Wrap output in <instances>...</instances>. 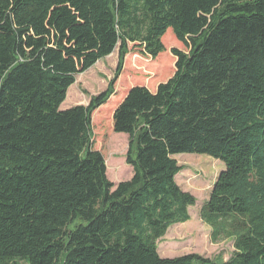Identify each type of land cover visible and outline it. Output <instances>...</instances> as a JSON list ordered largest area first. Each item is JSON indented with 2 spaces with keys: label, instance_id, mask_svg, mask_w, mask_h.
Segmentation results:
<instances>
[{
  "label": "trees",
  "instance_id": "1",
  "mask_svg": "<svg viewBox=\"0 0 264 264\" xmlns=\"http://www.w3.org/2000/svg\"><path fill=\"white\" fill-rule=\"evenodd\" d=\"M169 29L187 49H171L173 75L98 110L128 138L132 176L115 184L91 115L129 45L155 60ZM116 48L107 88L60 110ZM180 154L223 164L200 218L212 243L232 241L227 260L158 253L196 201L176 183ZM17 262L264 264V0H0V264Z\"/></svg>",
  "mask_w": 264,
  "mask_h": 264
},
{
  "label": "rangeland",
  "instance_id": "2",
  "mask_svg": "<svg viewBox=\"0 0 264 264\" xmlns=\"http://www.w3.org/2000/svg\"><path fill=\"white\" fill-rule=\"evenodd\" d=\"M162 43L165 51L160 53L155 60L141 56L132 44L129 45L130 52L124 58L121 74L115 83V94L91 115L93 148L103 155L107 167V177L113 183L128 180L132 176V169L125 162L128 138L125 134L113 132L111 114L98 113V110L111 104L114 111L132 87L146 86L153 90L157 84L165 82L173 75L175 58L170 52L171 49L182 51H187V49L176 40L171 29L163 36ZM117 62L118 51L116 48L110 56L98 61L86 72L77 75L75 83L68 89L67 104L65 107H61L62 103L60 110L77 105H88L91 96L97 95L107 88ZM154 75L156 78L150 81ZM131 80L133 82H130ZM139 80L140 82H137ZM174 158L179 165L184 167L176 175V183L183 191L192 194L196 201L194 206L188 209L189 221L171 226L162 240L158 241L159 255L162 258H173L198 254L209 259L221 257L223 260H227L233 252L232 241L226 239L212 243L210 227L200 218L201 210L209 198L217 175L223 169V164L219 160L197 154H180ZM17 264L25 263L17 262Z\"/></svg>",
  "mask_w": 264,
  "mask_h": 264
},
{
  "label": "crops",
  "instance_id": "3",
  "mask_svg": "<svg viewBox=\"0 0 264 264\" xmlns=\"http://www.w3.org/2000/svg\"><path fill=\"white\" fill-rule=\"evenodd\" d=\"M157 85H158V84H157ZM157 85H156V87H157ZM156 87H154L153 90H151V89H149V88H148V89H149L150 91L153 92V91H155ZM120 182H121V181H120ZM117 183H119V182H117ZM115 184H116V183H115Z\"/></svg>",
  "mask_w": 264,
  "mask_h": 264
}]
</instances>
